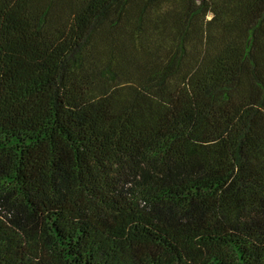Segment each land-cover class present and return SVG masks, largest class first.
Masks as SVG:
<instances>
[{
	"label": "trees",
	"instance_id": "obj_1",
	"mask_svg": "<svg viewBox=\"0 0 264 264\" xmlns=\"http://www.w3.org/2000/svg\"><path fill=\"white\" fill-rule=\"evenodd\" d=\"M0 264H264V0H0Z\"/></svg>",
	"mask_w": 264,
	"mask_h": 264
}]
</instances>
